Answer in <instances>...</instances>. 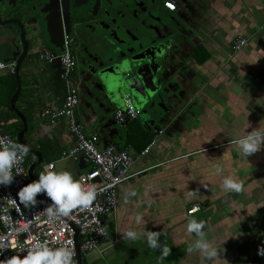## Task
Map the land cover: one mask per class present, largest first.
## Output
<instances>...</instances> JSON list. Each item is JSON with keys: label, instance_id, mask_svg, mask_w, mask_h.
<instances>
[{"label": "crops", "instance_id": "1", "mask_svg": "<svg viewBox=\"0 0 264 264\" xmlns=\"http://www.w3.org/2000/svg\"><path fill=\"white\" fill-rule=\"evenodd\" d=\"M171 1L177 7L175 12L168 11L161 3L172 17L178 46V53L168 67L172 72L169 79H173L178 89L171 107L183 101L184 105H179L183 112L174 119L169 112L161 114L158 118L164 125L161 134L158 124L141 116L118 130L106 121H114L115 111L123 108L122 102L113 99L116 107L112 111L111 105L104 104L103 111L97 113L98 120L85 107L84 89L80 88L79 72L75 71L72 81L79 92L75 119L87 138H96L99 150L115 147L133 158L132 178L118 189L115 221L116 217H122L123 211L142 215L137 241L145 246H149L145 232L164 235L168 231V239L176 248L171 255L161 258L164 264H195L193 260L197 259L211 264L196 251L189 260L181 254L187 253V244H194L197 239L195 233L187 231L188 220L193 218L205 222L203 231L211 243L213 229L216 237L226 244L229 236L235 238L238 243L226 252L234 251L231 259L244 258L248 262L243 264H260L263 257L257 249L253 248L256 251H250V256L248 248L252 249L251 243L264 245L261 242L264 239V172L259 174L257 166L250 169L248 164L264 161V147L245 157L233 141L255 129L264 133V0ZM10 18L22 19L16 15ZM3 32L0 28V62L12 57ZM237 38L245 39L246 46L234 53L231 45ZM46 49V46L33 49L19 71L21 91L16 108L27 121L26 144L40 155L39 159L29 153L25 165L29 171L40 160L33 170L35 180L48 165H54V170H67L77 179L90 171V163L87 164L84 156L66 157L74 142L65 120L52 126L43 117L44 110H58L63 106L68 90L65 81L57 79L55 67L38 60L39 54L48 52ZM72 54L78 64L74 50ZM17 87L15 74L1 73L0 121L4 131L16 139L24 129L22 121L9 111ZM169 121L171 124L167 125ZM214 121L218 123L214 141L204 143L206 135L212 139L209 126ZM21 126L22 130L13 135ZM196 140L200 143L194 146ZM148 148L147 155L140 157ZM254 174L256 178L244 183L239 193L228 194L222 187L225 177L231 176L243 183ZM132 192L136 195L132 196ZM195 207L199 210L189 214ZM108 223L113 239L97 251L81 255L82 264H111V252L119 248L124 238L118 235L113 222ZM222 227L223 232L216 230ZM137 241L126 239L125 243ZM153 258L156 260L155 254Z\"/></svg>", "mask_w": 264, "mask_h": 264}, {"label": "built area", "instance_id": "2", "mask_svg": "<svg viewBox=\"0 0 264 264\" xmlns=\"http://www.w3.org/2000/svg\"><path fill=\"white\" fill-rule=\"evenodd\" d=\"M164 8L170 12L177 10L176 5L171 0L164 2ZM72 45L73 39L65 37V50L63 53L54 55L51 52H43L38 55L39 61L48 64L56 60L61 62L63 67L62 79L68 87L63 106L58 110H44L43 117L52 126L62 120L67 122L68 134L74 145L65 155L67 158L72 159L80 156H85L88 159L91 165L90 171L87 174L80 175L77 179L83 178L85 184L95 185L97 189L96 200L90 209H77L69 217L49 222L45 210L51 201L47 196H38L36 205L29 208H25L19 203L18 191L33 181L26 168L24 158L20 165L23 168V173L15 177L12 185L0 186V217L4 218L0 219V238H2L0 239V247L3 249L0 260L26 254V247L30 246L26 245L29 236H36L42 242L47 241L52 247L63 246L71 241L70 246L75 253L74 264H78L76 239L81 255L95 252L113 239V233L110 230L106 215L116 211L118 189L132 178L131 170L134 160L127 152L118 151L115 147L99 150L96 138H87L84 135L83 128L77 123L75 110L79 105V92L72 81L76 67V59L71 50ZM245 46L246 40L237 38L233 41L231 49L234 53H237ZM6 71L15 74L16 63L0 62V75ZM139 116L140 111L136 108L131 97L127 95L123 99V108L117 110L114 117L117 123L126 125L127 122L134 121ZM161 133L163 132L159 131V134ZM0 136L9 137L17 142L16 138L4 131L1 121ZM81 137L83 141H87L92 145L94 151L81 148L83 142ZM148 152L149 148L143 151L140 157L146 156ZM9 198L16 199L17 203L15 205L9 204ZM195 209L199 210V207H195ZM195 212L192 210L189 214ZM7 217H11V219L8 220ZM13 229L16 231H13ZM10 231L12 232L11 235H9Z\"/></svg>", "mask_w": 264, "mask_h": 264}, {"label": "water", "instance_id": "3", "mask_svg": "<svg viewBox=\"0 0 264 264\" xmlns=\"http://www.w3.org/2000/svg\"><path fill=\"white\" fill-rule=\"evenodd\" d=\"M4 1L6 2L4 3ZM165 1L168 0H163V2ZM12 15L22 17V19L28 21L26 22L20 18H10ZM78 25V22L70 17L68 18L63 0H0V28L4 29L3 38L12 55L11 58L5 59L4 63H16L15 76L18 84L16 93L10 100L9 111L14 112L24 125L23 131L17 136L18 143L28 145L24 140L28 132L27 121L16 108V102L21 91L19 71L22 64L27 56L32 54V50L40 46H46V50L54 55H57L58 52L63 53L65 50V37L73 39L79 30ZM164 25L171 28L172 21L165 18ZM161 31L166 33L163 26H161ZM140 42V46L135 48L136 54L119 64H112L114 61L109 57L104 46L96 44L93 51L90 54H83L82 61H79L81 68L79 73L80 88L84 89L83 99L87 103L86 109L90 110L91 115L95 118L98 116V120L99 115L97 113L103 111V106L111 105L112 100L116 99V92H120L124 94L121 99L122 103L125 96H131L136 108L140 111L141 118L153 120L158 124L157 130L162 131L161 128L164 125L159 123L160 120L151 110V104L157 94L151 92L154 84L160 85L167 80L165 79V69H163V63H161L160 54H154L157 48L146 47L144 38H141ZM152 45L150 44V46ZM49 65L55 67L57 79L59 77V80L64 81L62 79L63 67L61 62L56 60ZM161 89L162 86L159 91ZM180 104L184 105V102L175 103L173 107L175 115H171L172 119L183 112L180 109ZM106 122L117 127L118 130L125 126L117 123L115 117L114 121L109 120ZM170 122L167 125H170ZM30 149L29 153L38 156L40 159V155L31 147ZM84 159L88 164L89 161L85 156ZM39 162L40 160L28 171L33 180H35L33 170ZM76 244L77 261L78 264H82L77 239Z\"/></svg>", "mask_w": 264, "mask_h": 264}, {"label": "clouds", "instance_id": "4", "mask_svg": "<svg viewBox=\"0 0 264 264\" xmlns=\"http://www.w3.org/2000/svg\"><path fill=\"white\" fill-rule=\"evenodd\" d=\"M81 139L83 141L82 137ZM233 143L238 145L243 156L248 157L264 147V133L255 129ZM81 148L94 151L92 145L87 141L82 142ZM30 151L28 145L17 143L6 136H0V186L12 185L15 177L23 173V168L20 165ZM222 187L224 190L236 193L243 191V183L231 176L223 179ZM40 195L47 196L51 201L45 214L48 221L52 222L69 217L77 209H90L96 200L97 189L95 185L85 184L83 178H74L72 173L67 170H54L53 165H48L38 179L26 184L17 193L19 203L25 208L36 205L37 197ZM131 195L135 196L136 192H132ZM8 203L15 205L17 200L9 198ZM197 210L194 208L193 212ZM0 219L4 218L0 217ZM7 219L10 220L11 217H7ZM135 220L139 224L143 221V216L138 214ZM204 228V221L194 218L188 220V233H195L197 237L188 251H199L204 259L212 261L217 258L219 252L211 242L206 240ZM13 231L16 230L13 229ZM11 234L10 231L9 235ZM144 235L150 248L161 249L162 258L169 255L171 250L166 244H160L159 233L147 231ZM125 238L135 241L138 239V234L136 231L129 230L125 233ZM26 245H30L26 247V254L0 260V264H74L75 253L70 246L71 241L63 246L52 247L47 241L42 242L36 236H29ZM2 251L3 249L0 247V254ZM258 255L264 257V245L258 248Z\"/></svg>", "mask_w": 264, "mask_h": 264}, {"label": "flooded vegetation", "instance_id": "5", "mask_svg": "<svg viewBox=\"0 0 264 264\" xmlns=\"http://www.w3.org/2000/svg\"><path fill=\"white\" fill-rule=\"evenodd\" d=\"M161 3H164L163 0H63L68 18L79 24V30L73 37L72 50L78 61L73 75L77 71L80 73L79 61H82L83 54H90L96 44L104 46L114 61L112 64L132 58L136 54L135 48L141 44V38H144L146 47L157 48L154 54H160L167 79L160 85L154 84L151 92L157 94L151 110L158 118L165 112L174 115L171 101H174L178 93L177 85L172 78L169 79L172 72L168 68L178 53L176 34L173 27L167 28L164 25V19L172 17L163 10ZM161 26L166 33L161 31ZM123 96L116 92L115 101L121 102ZM115 107L111 103V111ZM260 264H264V257Z\"/></svg>", "mask_w": 264, "mask_h": 264}, {"label": "rangeland", "instance_id": "6", "mask_svg": "<svg viewBox=\"0 0 264 264\" xmlns=\"http://www.w3.org/2000/svg\"><path fill=\"white\" fill-rule=\"evenodd\" d=\"M237 91H239V90L237 89ZM122 105H123V103H122ZM216 123H217L216 121H214L213 124L211 122L209 128H211V130H212L211 131L212 132V139L210 137H208V135H206V140L204 143H212L214 141L213 135H215V133L217 131ZM198 142L199 141L196 140V142H194L193 145L197 146ZM216 148H218V147H216ZM124 208H126V205L124 206ZM136 215H138V213L131 214L130 212H124L123 211L122 217H120V218L116 217L117 221H115V214L111 213V214L106 215V218L108 219V221L114 223L113 225L116 227L118 235L120 237L123 236V238H124L122 241V244H120L119 248L116 249L114 252H111V255H110L111 264H135V263H139V264H164L165 261H162V259L156 258V260H154L153 257H154V252H156L155 249L150 248L149 246H145V243L144 244L140 243V240L137 241V239H136L135 241H137V243H134V244L125 243V241H126L125 233L127 231L133 230V231H136L138 234L139 229H138V224L136 223V220H135ZM220 229L222 230V232L224 231L223 227L217 228L216 230L219 231ZM229 231H231V230H229ZM138 237H139V235H138ZM234 240H235L234 237L229 236L228 243L227 244L224 243L223 240H219L216 237L215 229H213V236H212L211 241H212V244L218 249L219 254H218L217 258H215L214 260H212V261L206 260V262H211V264H243L244 262H248V260H246V259L244 260V258L237 260V261L231 259L234 257V251L230 252L229 254L226 253L227 250L231 249V247L236 246L234 244L238 243ZM263 240L264 239L262 237V241H261V242H263L262 244H264ZM130 244H132V245H130ZM262 244H260V245H262ZM191 245L192 244L189 242L187 244L186 248L188 249ZM251 245H252V247H251L252 249L250 250V247L248 248V250H249L248 253L250 254V256L252 255L250 253V251H256L254 249H257V251H258V248H259L258 244L254 245L251 243ZM174 247L176 248V246L173 245L172 250L174 249ZM196 252H197V255L202 258L201 253L199 251H196ZM181 254L184 255V257H188L187 258L188 260L191 256H194V252H189V251H187V253H181ZM228 255H230V256H228ZM244 255H247V253L244 252ZM260 257H258V258L260 259ZM193 261L195 262V264H204L205 263L204 261H202V259H197V260H193Z\"/></svg>", "mask_w": 264, "mask_h": 264}, {"label": "trees", "instance_id": "7", "mask_svg": "<svg viewBox=\"0 0 264 264\" xmlns=\"http://www.w3.org/2000/svg\"><path fill=\"white\" fill-rule=\"evenodd\" d=\"M22 130V126L20 127V128H18V129H16L14 132H13V135H15V134H18L20 131ZM264 163V161H260L259 162V164L258 163H254L253 165L250 163V164H248V167H250V169H251V166H253V168L254 169H256V166L259 168V174H261V173H263L264 172V167H263V164ZM256 175L257 174H254L253 176H250L249 178H247V179H245L244 180V182H243V184L245 183V184H247V183H249L251 180H253V179H255L256 178ZM231 193V191H229L228 192V194H230ZM168 237L170 238V236H169V233H168V231L166 232V234H164V235H162L161 233H160V237H159V242H160V244L161 245H167L169 248H170V253L172 254L173 252H172V247H173V244L170 242V239H168ZM164 238H166V240H164ZM171 245V246H170ZM174 250V249H173ZM155 251L156 252H154V254H155V257H157V258H162V252H161V249L160 248H156L155 249ZM169 253V255H171ZM177 261V260H176Z\"/></svg>", "mask_w": 264, "mask_h": 264}]
</instances>
